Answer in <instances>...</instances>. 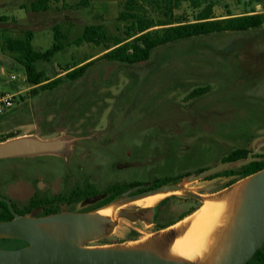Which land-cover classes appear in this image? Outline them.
<instances>
[{
  "label": "rangeland",
  "instance_id": "obj_1",
  "mask_svg": "<svg viewBox=\"0 0 264 264\" xmlns=\"http://www.w3.org/2000/svg\"><path fill=\"white\" fill-rule=\"evenodd\" d=\"M100 1L110 0H56L57 9L52 11L56 18L38 28L20 18L24 11L18 7H0V14L14 15L24 28L3 20L0 27L13 28L16 36L24 37L25 29H31L32 46L38 51L54 43L56 20L82 19L69 27L62 24L63 48L50 60L35 63L45 77H61L59 85L43 88L45 81L33 85L27 78L1 83L17 95L14 107L0 118V143L28 137L49 142L52 149L0 157V193L18 213L42 216L53 209L85 212L114 185L136 184L122 192L120 198L125 199L149 189L156 180L183 176L178 184L186 185L187 191L171 193L149 206L159 204L156 216L147 215L149 207L129 203L119 213L134 220L118 215L113 221L98 214L97 230L76 237L83 247L112 248L169 231L201 204L191 193L215 194L244 179L239 161L230 162L222 169L226 173L213 178L190 180V175L229 161L227 156L237 148L264 152V24L175 40L156 46L148 59L135 63L111 61L101 56L117 38L129 41L136 25L117 17L99 18ZM123 11L151 21L154 25L148 30L154 32L164 27L160 23L194 22L203 12L212 19L264 13V0H117V14ZM85 24H100L103 37L77 42ZM5 29L0 28V41ZM85 59L91 63L82 76L65 77L69 67ZM2 67L1 80L13 70L26 74L16 54L0 45ZM89 184L99 194L71 198L72 190ZM36 193L45 200L32 207ZM56 226L61 225H44L49 230ZM153 253L183 260L167 247ZM246 264L260 261L253 257Z\"/></svg>",
  "mask_w": 264,
  "mask_h": 264
},
{
  "label": "water",
  "instance_id": "obj_2",
  "mask_svg": "<svg viewBox=\"0 0 264 264\" xmlns=\"http://www.w3.org/2000/svg\"><path fill=\"white\" fill-rule=\"evenodd\" d=\"M50 149L52 144L49 142L28 137L16 138L0 143V157ZM253 155L254 152H249L245 159L238 161L241 165L247 164L255 159ZM230 162L232 161H223L203 169L195 175H190L189 179L208 177L226 168ZM248 176L251 177V181L245 202L244 217L234 246L223 264L248 263L264 242V168ZM179 188L178 182L165 183L134 192L125 199L134 200L155 192ZM191 195L201 199L198 194L191 193ZM0 201L7 205L12 214V218L0 220V237L16 238L26 243L12 248L0 246V264H198L168 259L151 251L81 246L77 242V235L88 230H97L94 221L98 213H93L95 209L85 212H57L42 216H28L18 213L12 201L1 193ZM118 215L134 220L132 216L126 214ZM47 224L64 226L65 231L58 234L46 229L44 225Z\"/></svg>",
  "mask_w": 264,
  "mask_h": 264
},
{
  "label": "trees",
  "instance_id": "obj_3",
  "mask_svg": "<svg viewBox=\"0 0 264 264\" xmlns=\"http://www.w3.org/2000/svg\"><path fill=\"white\" fill-rule=\"evenodd\" d=\"M46 1L47 0H36L32 2L31 8L33 10H43L45 9ZM118 19L123 21H132V23L136 25V32L130 36L132 38L129 41H125L126 39L122 40L117 38L115 40L114 47L105 52L101 57L111 61L119 60L129 63H135L148 59L151 50L156 46L167 44L175 40L192 36L205 35L213 32H221L228 30L245 31L251 28L260 27L264 24V13H246L236 16H229L227 18L212 19L210 18L208 12H203L202 14H200V17L194 22L182 23L176 21V23H160L161 25H164V27L154 32L148 30L154 25L151 21H145L133 12H120ZM101 29L102 26L100 24L86 25L83 29L82 34L78 37L77 42H98V40H100L104 35L101 32ZM24 32L26 33L25 37L21 36L6 39L3 43V48L11 53L16 54L18 61L23 64L27 80L31 84L37 85L45 81V83L40 84L43 88H53L59 85L62 81L61 77L49 79L45 77V73L42 70L37 69L35 64L36 61L39 60H50L53 55H55L60 49L63 48V43L60 39L61 32L59 26H54V43L50 48L46 49L45 51H38L34 49V47L32 46L33 32L31 30H25ZM106 48L108 49L109 47ZM90 63L91 62L89 61L69 67L64 74L65 77L70 79H76L82 76ZM247 154L248 153L244 149L237 148L234 149L227 156V160L232 162L242 160L247 157ZM253 156L255 157L253 161L241 166V171L239 172V174L242 177L251 175L264 168V152H256ZM224 172L226 173V170H219L216 173L211 174L209 177L213 178L215 176L224 174ZM182 177L173 180H156L150 188L165 183L179 182L181 181ZM135 185L136 184H129L123 187L117 185L112 186L110 189L105 191V196L97 200L87 211H91L106 203H110L119 199L121 197L122 192ZM142 190L144 189H139L137 192ZM97 194H99V192H97L93 188V186L89 184L84 188L72 190L70 195L72 199H82L92 197ZM44 200V198H41L36 193L31 199L30 203L32 207H39L43 205ZM0 205L4 207L3 210H0V220L12 218V214L8 209L7 205L3 201H0ZM49 213H57V210H49L46 214ZM190 213L191 212L187 213L186 215ZM186 215H184L183 217H185ZM13 243L26 244L24 241L16 238L1 237L0 239V246L2 247L12 248ZM253 257L259 258L260 264H264V244L255 253Z\"/></svg>",
  "mask_w": 264,
  "mask_h": 264
},
{
  "label": "bare ground",
  "instance_id": "obj_4",
  "mask_svg": "<svg viewBox=\"0 0 264 264\" xmlns=\"http://www.w3.org/2000/svg\"><path fill=\"white\" fill-rule=\"evenodd\" d=\"M250 176L211 195L199 194L201 205L191 214L169 227V231L156 238L129 241L113 249L151 251L167 247L182 261L198 264H223L236 240L244 217L245 202L250 188ZM179 189L159 191L143 197L126 200L117 199L93 211L111 220H116L120 209L126 204L149 207L171 193L187 191ZM52 231L64 233V226H56ZM170 255V254H169ZM174 255V256H175ZM172 254V257H174Z\"/></svg>",
  "mask_w": 264,
  "mask_h": 264
},
{
  "label": "crops",
  "instance_id": "obj_5",
  "mask_svg": "<svg viewBox=\"0 0 264 264\" xmlns=\"http://www.w3.org/2000/svg\"><path fill=\"white\" fill-rule=\"evenodd\" d=\"M34 1H36V0H28V2L26 1V3H24V2H19L18 3L15 0H0V7L1 6L7 7V8L18 7L20 10L24 11V14H22L21 15L22 17L20 16V18H27L28 21L31 23L30 26L33 27V28H38L41 23L48 24L49 22H51V20L56 18L55 16L52 15V11L54 9H57L56 0H47L46 4H45V9H43V10H33L31 8V4ZM97 7H98V16H99V18H112V17H117L118 18L119 14H120V12L118 14L116 12L117 11V0H110V1H103V2L100 1L98 3ZM15 18L16 17L14 15L10 16V15H7V14H0V20H3V23H8V22H16L17 23V19H15ZM32 18H35L36 21L34 19H32ZM36 18H41V19L38 21ZM43 18H46L45 21H43ZM72 18H75V17H72ZM76 20H78V22H75ZM76 20H74V19L68 20L67 18H61V20H56L54 22L53 28H54L55 25H57V26H59V29H60L62 24H65V26L69 27L72 24L80 23L82 21L81 18H77ZM17 25L19 27H23L24 28L23 25H20L18 23H17ZM86 25H90V24H85L84 27ZM84 27H83V29H84ZM0 28L1 29H5L4 27H0ZM5 30L6 31H5L4 38L2 39V41H0V45L1 46H3L4 41L6 39H8V38L21 37V36H18V35L16 36V33L14 32L13 28H6ZM25 30H31V29H25ZM82 32H81V34H82ZM85 61H86V59L81 61L79 64H82ZM160 209L161 208H160L159 204H156V205H154L152 207L147 208V210H145V211H146L147 215H149V217H152V216H156V213Z\"/></svg>",
  "mask_w": 264,
  "mask_h": 264
},
{
  "label": "built area",
  "instance_id": "obj_6",
  "mask_svg": "<svg viewBox=\"0 0 264 264\" xmlns=\"http://www.w3.org/2000/svg\"><path fill=\"white\" fill-rule=\"evenodd\" d=\"M4 71L3 67L0 68V73ZM27 78L25 73H18L13 70L9 72L8 77L4 80L0 79V118L5 116L10 110L14 107L16 100V91H11L9 89H5L1 87V83L3 84H11L18 81H25Z\"/></svg>",
  "mask_w": 264,
  "mask_h": 264
},
{
  "label": "flooded vegetation",
  "instance_id": "obj_7",
  "mask_svg": "<svg viewBox=\"0 0 264 264\" xmlns=\"http://www.w3.org/2000/svg\"><path fill=\"white\" fill-rule=\"evenodd\" d=\"M201 204H202V203H201ZM201 204H200V205H201ZM200 205H199V206H200ZM199 206H198V207H199ZM198 207H197V208H198ZM197 208H196V209H197ZM196 209H195V210H196ZM263 244H264V242H263ZM262 246H263V245H262Z\"/></svg>",
  "mask_w": 264,
  "mask_h": 264
}]
</instances>
